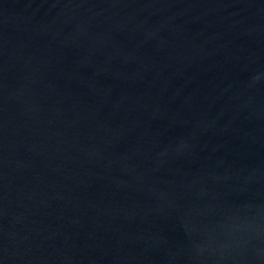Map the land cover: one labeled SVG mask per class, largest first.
Wrapping results in <instances>:
<instances>
[{
    "label": "water",
    "instance_id": "obj_1",
    "mask_svg": "<svg viewBox=\"0 0 264 264\" xmlns=\"http://www.w3.org/2000/svg\"><path fill=\"white\" fill-rule=\"evenodd\" d=\"M0 264H264V0H0Z\"/></svg>",
    "mask_w": 264,
    "mask_h": 264
}]
</instances>
